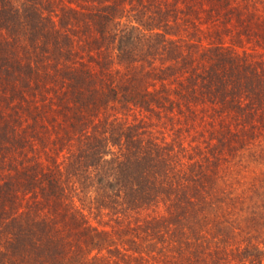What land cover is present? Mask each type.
Wrapping results in <instances>:
<instances>
[{
  "label": "rangeland",
  "instance_id": "374dc122",
  "mask_svg": "<svg viewBox=\"0 0 264 264\" xmlns=\"http://www.w3.org/2000/svg\"><path fill=\"white\" fill-rule=\"evenodd\" d=\"M8 1L26 11L24 0ZM45 1L60 34L49 39V56L33 53L38 85L32 91L0 76V174H30L34 162L46 170L51 157L64 169L85 129L116 142L140 136L176 164L172 210L156 197L161 188L119 216L99 209L91 188L69 189L84 214L73 218L106 231L119 264H174L188 246L196 254L239 252L234 263L257 264L264 255V0ZM23 40L24 33L17 48ZM27 48L18 49L25 62ZM82 67L91 73L87 90L63 93ZM111 86L133 101H117ZM23 139L30 144L22 151ZM19 176L16 208L27 218L35 198Z\"/></svg>",
  "mask_w": 264,
  "mask_h": 264
},
{
  "label": "trees",
  "instance_id": "16d2710c",
  "mask_svg": "<svg viewBox=\"0 0 264 264\" xmlns=\"http://www.w3.org/2000/svg\"><path fill=\"white\" fill-rule=\"evenodd\" d=\"M44 1L24 0L26 11L20 13L8 0H0V76L12 78L21 83L22 88L32 91L39 83L37 65L32 60L33 53L39 48L49 56L54 50L49 45V39L60 34L52 16L54 12L43 6ZM23 33L24 46L17 48L16 43ZM53 45L56 46V43ZM27 47L31 49V55L25 62L18 49L26 53ZM79 63L82 65V62ZM78 71L80 73L71 76L63 93L72 92L76 97L87 90L86 84L91 80V73L84 67ZM35 78L38 80L34 82ZM223 86L224 81L220 78L216 90ZM109 92L115 94L117 101H133L118 94L112 86ZM142 103L146 104L145 101ZM88 119L85 118V121ZM90 123L92 127L95 125L94 122ZM126 139L130 140L126 143L116 142L105 135L101 139L100 136H90L85 129L83 144L75 153L65 157L62 162L64 169L57 159L51 157V166L46 170L40 167V163L34 162L30 174L24 170L19 173L16 170L5 177L0 174V264H111L110 261L119 264L118 256L109 247L107 232L73 218L75 212H80L82 216L84 214L74 204V196L70 191L83 193L86 190L89 193L91 188L96 193L99 209H109L117 216L138 208L140 202L150 199V191L154 187L163 189L156 192V197L167 200L171 210L177 196L176 164L173 161L164 163L169 152L149 140L144 141L140 136L131 135ZM21 141L23 151L30 142L29 139ZM113 147H117L118 151ZM67 164L68 170L65 168ZM21 173L27 180V193L35 198L27 218L22 217L25 211L16 208L19 194L13 188L14 181L20 178ZM174 214L168 218H173ZM195 242L199 243V238L194 239V245ZM104 249L108 259L102 255ZM187 249L186 253L176 252L174 264H236L234 262L238 258L233 255L240 256L239 252H228L226 249L223 252L204 251L199 254L190 246ZM127 250L136 252L133 248ZM116 253L120 254L118 250ZM120 255L122 259L126 258L125 253ZM255 257L257 264H264V255ZM239 261L245 264L243 260Z\"/></svg>",
  "mask_w": 264,
  "mask_h": 264
}]
</instances>
